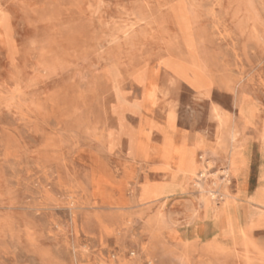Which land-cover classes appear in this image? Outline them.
<instances>
[{"label": "rangeland", "instance_id": "374dc122", "mask_svg": "<svg viewBox=\"0 0 264 264\" xmlns=\"http://www.w3.org/2000/svg\"><path fill=\"white\" fill-rule=\"evenodd\" d=\"M263 126L264 0H0V264H264Z\"/></svg>", "mask_w": 264, "mask_h": 264}, {"label": "crops", "instance_id": "0c3cea01", "mask_svg": "<svg viewBox=\"0 0 264 264\" xmlns=\"http://www.w3.org/2000/svg\"><path fill=\"white\" fill-rule=\"evenodd\" d=\"M258 142H259V144H260V149H261V154H262L261 162H262V165H263V168H264V142L261 141L260 138L258 139ZM246 154H247V156H248V162H250V161H251L250 154H249L248 152H246ZM228 155H229V156H228ZM226 157H228V159H229L230 154L227 153V154H226ZM228 159L226 158V161H227ZM200 229L204 231V225L199 224V225H197L195 228H193V230H192L191 232H189V233H191V234H190V237H191V238L201 237L203 233L200 232V231H201ZM216 229H218V225H217V224L214 226V231H215ZM216 231L218 232V230H216Z\"/></svg>", "mask_w": 264, "mask_h": 264}, {"label": "bare ground", "instance_id": "6f19581e", "mask_svg": "<svg viewBox=\"0 0 264 264\" xmlns=\"http://www.w3.org/2000/svg\"><path fill=\"white\" fill-rule=\"evenodd\" d=\"M221 123H223L222 120H221ZM260 140L264 142V126H263V129H262L261 133H260ZM174 153H175L176 156H180V159H181L180 162H191V163L194 162V154L193 153L187 152L186 154H183V153H181L178 150H174ZM258 200L264 202V189L259 192Z\"/></svg>", "mask_w": 264, "mask_h": 264}]
</instances>
